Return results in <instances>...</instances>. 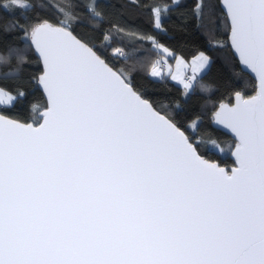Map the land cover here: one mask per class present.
<instances>
[{
	"label": "snow or ice",
	"instance_id": "6c2138e0",
	"mask_svg": "<svg viewBox=\"0 0 264 264\" xmlns=\"http://www.w3.org/2000/svg\"><path fill=\"white\" fill-rule=\"evenodd\" d=\"M0 264H264V0H0Z\"/></svg>",
	"mask_w": 264,
	"mask_h": 264
},
{
	"label": "trees",
	"instance_id": "16d2710c",
	"mask_svg": "<svg viewBox=\"0 0 264 264\" xmlns=\"http://www.w3.org/2000/svg\"><path fill=\"white\" fill-rule=\"evenodd\" d=\"M182 3L188 5L190 8L193 0H182ZM126 23L129 26L136 27L139 26L141 28H147V19L144 16L139 15L138 13L133 10V14L130 16H127ZM176 41L179 42L182 45H185L186 48V54L191 55L195 52V49L200 47L203 43V38L199 36L197 33L194 22L190 20L189 22V29L186 32L178 33L176 35ZM186 42V44H185ZM214 135L223 136V134L216 129H211ZM227 138V137H224ZM230 162V161H229Z\"/></svg>",
	"mask_w": 264,
	"mask_h": 264
},
{
	"label": "water",
	"instance_id": "95a60500",
	"mask_svg": "<svg viewBox=\"0 0 264 264\" xmlns=\"http://www.w3.org/2000/svg\"><path fill=\"white\" fill-rule=\"evenodd\" d=\"M254 75V74H253Z\"/></svg>",
	"mask_w": 264,
	"mask_h": 264
}]
</instances>
